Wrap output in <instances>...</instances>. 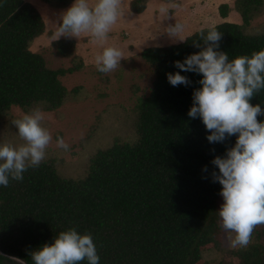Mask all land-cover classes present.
Wrapping results in <instances>:
<instances>
[{
  "label": "trees",
  "instance_id": "trees-1",
  "mask_svg": "<svg viewBox=\"0 0 264 264\" xmlns=\"http://www.w3.org/2000/svg\"><path fill=\"white\" fill-rule=\"evenodd\" d=\"M41 1L54 9L74 2ZM148 1L131 0L129 9L141 14ZM0 5V124L11 107L23 113L35 107L57 112L64 104L83 99L81 88L67 90L59 80L82 70L81 63L52 70L40 54L31 52L34 39L45 32L36 8L24 0H0ZM227 9L226 4L220 6L222 18ZM233 11L240 23L214 26L223 33L218 50L228 53L229 59L264 50V22L251 26L264 15V0H234ZM208 29L179 44L141 52L154 70V80L131 113L132 142L113 138L110 146L89 154L79 176H61L45 159L38 168H29L22 181L0 186V264H16L14 259L33 264L32 251L70 228L81 235L91 233L99 264H199L203 247L219 252L221 185L212 182L210 174L218 170L210 162L223 156L236 137L210 144L201 120L188 117L201 75L180 72L192 82L188 87H173L166 78L179 71L174 61L182 62L200 50L193 41ZM52 44L58 56L76 60L73 41ZM250 103L264 107V91ZM205 167L207 172L202 171ZM263 236L264 226H257L247 248L230 252L237 264H264Z\"/></svg>",
  "mask_w": 264,
  "mask_h": 264
},
{
  "label": "clouds",
  "instance_id": "clouds-1",
  "mask_svg": "<svg viewBox=\"0 0 264 264\" xmlns=\"http://www.w3.org/2000/svg\"><path fill=\"white\" fill-rule=\"evenodd\" d=\"M176 7L175 3L162 5L161 16L167 18L169 8ZM122 16L123 0H74L60 17L56 39L89 36L93 44L102 48L94 57L97 71L114 72L120 68L124 53L118 47L104 45ZM164 32L177 40L184 32V25L175 22ZM222 37L223 33L215 27L209 28L206 34L201 31L192 45L200 50L182 62L174 61L179 71L166 74V78L173 87H188L192 82L180 72L201 75L202 79L197 82L200 87L192 93L188 117L201 120L210 133L206 136L210 144H222L236 137L234 145L223 156L212 159L210 163L218 171L210 175L212 182L221 185L219 195L223 203L217 213L229 247L245 249L251 244L257 226H264V120L257 119L264 117V107L250 103L264 91V50L229 59L228 53L218 50ZM44 117L42 109L35 107L12 121L22 143H0V186L8 187L10 180L22 181L29 168H38L45 161L53 136L42 125ZM55 144L63 151L69 150L63 137L57 136ZM202 171L207 172V167ZM30 256L33 264L85 261L99 264L100 261L91 233L81 235L75 228L60 232L51 244L42 245Z\"/></svg>",
  "mask_w": 264,
  "mask_h": 264
},
{
  "label": "rangeland",
  "instance_id": "rangeland-1",
  "mask_svg": "<svg viewBox=\"0 0 264 264\" xmlns=\"http://www.w3.org/2000/svg\"><path fill=\"white\" fill-rule=\"evenodd\" d=\"M128 1L130 4L131 0H123V3L126 4ZM175 1L178 7L169 8L167 18L162 17L161 14L158 15L156 22L160 26L164 25V29L169 25H174L175 22L182 23L184 32L179 37H176L177 40H173L162 31L163 37L162 34L159 35L157 47L179 44L193 33L201 29L214 27L222 22L240 23L239 15L233 11L234 0ZM224 4L229 9H227V16L222 18L220 6ZM49 8L51 9V7ZM125 9H128L126 5ZM142 21L144 25H142L141 21L120 22L131 28L118 34V37L124 39V36L129 33L137 35L139 32H146V26L151 24L147 25L145 20ZM262 22H264V15L255 19L251 26L253 27ZM142 28L144 31H142ZM125 38L123 42L129 56L123 57L120 62V68L108 74L98 72L96 67L84 70L83 60L75 55V51L76 60L71 57L67 60L66 57H60L56 54L53 44L46 48L40 46V52L45 54V58H48L46 65L49 69L54 66L57 70H66L78 63H81L83 67L82 70L69 79L63 80V82L70 90L75 87L81 88L84 98L64 104L57 112H44L45 117L42 121V125L53 136V143L47 149L46 160L53 162L54 167L61 176H79L85 169L86 159L89 154L99 148L110 146L113 138L119 137L129 142H132L135 138L130 116H132L131 113H133L138 100L149 94L154 80V70L140 56L144 49L139 51L136 46H133L136 42H133L132 45L130 37ZM132 53H134L133 56H130ZM53 55H57L58 58H53ZM23 114L25 113L18 107H11L9 116L0 124V143L16 145L22 143L16 135L17 130L12 121L21 118ZM57 136L63 137L65 143L69 145L68 151H63L56 147L55 138ZM222 203L223 200L220 197L219 206ZM221 230V248L219 250L216 249L219 252L213 253L212 246L203 247L202 259L199 264H203L205 260L209 264L222 261L229 264H237L236 259L230 255V252L235 251V249L229 247L227 233L222 228ZM263 237L262 241L264 242ZM252 240H254V237H252ZM15 261L14 263L16 264H22L18 260Z\"/></svg>",
  "mask_w": 264,
  "mask_h": 264
},
{
  "label": "crops",
  "instance_id": "crops-1",
  "mask_svg": "<svg viewBox=\"0 0 264 264\" xmlns=\"http://www.w3.org/2000/svg\"><path fill=\"white\" fill-rule=\"evenodd\" d=\"M24 1L33 5L36 8L40 16L42 17L44 25H45V32L39 37L35 38L34 41L32 42L30 46L31 52L39 54L41 53L40 46H42L43 48H46L47 46L51 45L55 41L69 40V41L74 42L75 55L80 57L83 60L84 70H88L89 68L96 67L94 63V57L97 53L102 51V48L93 44L89 36L82 35L79 38L61 36L58 39H56L57 38L56 37V33H57L56 26L60 21V17L73 4V2L70 5H68L66 8L52 10V8L50 9L49 6H47L41 0H24ZM158 1L149 0L145 11L142 12L141 14H134L129 10V1L126 4L123 3V16L113 26L111 32L109 33V39L104 46L105 47L115 46V47L120 48L124 53L123 57L129 56V54L127 53L126 46L123 42L126 39L125 37L127 38L130 37L132 45H133V42H136L133 46H136V49H138L139 51L146 49V48H150V47H157L158 46L157 43H159V41L157 40L159 35L162 34V31L163 33L165 32H164V27H163L164 25H161V26L160 24L158 25L156 22V19L158 18V15H160V11H159L160 7L163 4H166L164 2L162 3L161 1L160 2ZM125 5H126V8L128 9H125ZM142 20H145V23L147 22V25L151 24L150 26L145 25L147 29L146 32H141V33L139 32L137 35L134 33H129L124 36V39H120L118 37V34L124 32L125 30H129V28H131V27H126L125 24H122V23H126L128 21H133V22L141 21L142 25H144V22ZM142 31H144L143 28H142ZM162 37H163V34H162ZM133 54L134 53H132L130 56H133ZM40 55L44 58L45 63H46L48 58H45L44 53H41ZM56 57L58 58L57 55L55 56L53 55V58H56ZM50 69L57 70L54 68V66L51 67ZM76 73L78 72L60 76L61 78L60 81L67 90H70V89H68L65 86L63 80H66L67 78L69 79L71 76L75 75Z\"/></svg>",
  "mask_w": 264,
  "mask_h": 264
}]
</instances>
